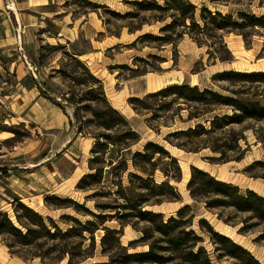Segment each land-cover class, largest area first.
I'll list each match as a JSON object with an SVG mask.
<instances>
[{
	"label": "rangeland",
	"instance_id": "1",
	"mask_svg": "<svg viewBox=\"0 0 264 264\" xmlns=\"http://www.w3.org/2000/svg\"><path fill=\"white\" fill-rule=\"evenodd\" d=\"M126 1L117 0L109 8L121 14L133 12L135 10L134 5ZM189 1L198 5V11L202 6H208L213 10L220 9L224 13L232 12L235 16H237L236 12L238 10L249 11L258 16L264 15V0H229L227 3H214L212 0ZM159 2L164 3L162 0H159ZM66 3L71 6L70 9L74 11L76 16L93 10L88 4L83 3V0H66ZM51 8L52 6L47 7L48 10H51ZM95 11L99 13L103 21L104 33L106 34H109L110 31H123L126 33L129 31V25L138 22L130 18L121 19L116 17L104 8H97ZM13 14L8 11L6 16H0V36L5 33V30L13 22L15 18ZM143 14H146V16L151 15L150 12ZM170 21L171 17L164 22L146 23L143 32L162 35L160 28ZM51 27V21L47 20L46 28L51 30ZM17 35L33 36L29 32L22 33L20 28ZM40 39L41 37H39ZM224 39L234 55L233 61L222 62L220 58H210L206 45L200 46L190 36L185 35L177 39V42L166 43L165 45L153 40L132 45L133 41L126 39L125 45L106 51L103 64L108 71L115 68L116 74L119 76V81L116 83L118 85L115 86L116 90L113 91L114 95L122 92V86H125L127 80L138 76L137 72L132 71L131 68H139L141 72L149 70L157 75L163 74L168 77L166 80L167 86L187 83L191 86H199L202 89L206 87L213 88L225 95H231L225 89L229 86V83L214 80L213 77L217 73L230 70L240 72L264 71V56H261L264 47V28H258V32L250 38L249 45L246 44L242 35L235 32L225 34ZM59 44L65 45L70 53L90 49L86 40H81L71 46L63 43L43 42L42 46L50 45L43 50V65L54 62L55 69L51 70L47 67V69H44L45 75L41 78L39 76L43 85L45 82L51 91L49 90V93H46L37 84L40 89L38 90L43 95L51 96L62 103L65 106L63 112L67 114L70 112V121L74 123V126L75 124L76 126L84 124L85 133L91 139V149L87 153L88 163L90 164V159L95 156L92 153L97 140L95 136H98L101 142H104V135L109 134L116 137L121 130L106 129L97 124L94 109L101 104L94 99H88L90 97H86L81 104L91 107L81 110L79 118L74 116L75 107L62 99L61 92H65L66 96H70L72 92L84 96L90 84L81 85L73 79L76 77L83 78V70L65 54L63 49L52 47ZM17 51L26 53L25 47H21ZM13 53V49L0 48V124L3 128L0 130V211L7 212L15 226L20 228L23 233L28 231L27 227L33 230L35 228L39 230V233L35 236L40 237H35L33 231L29 235L31 243L21 244L15 241L14 236L9 233L0 234V264H94L107 262L121 264L120 261L124 260L126 254L147 252L149 244L154 242V237L158 238L160 235L154 233L152 239H144L143 230L149 226V223L139 221L135 216L136 210L125 208L124 205L128 204V200H135L142 192H149L146 189H137L139 183L136 179H132L130 174L137 173L145 178L148 177L147 174L133 166L132 155L137 151L143 152L145 145L150 141L162 145L171 155L176 156L182 171L181 178H178L179 173L175 168V164L169 157H162L161 160L156 162V172L153 175L154 183L160 184L168 180L164 173V171H167L171 184L176 187V191L181 196L178 201L164 200L161 203H156V199H154L144 207L145 210L163 212L165 220H168L171 216L179 218L178 210L190 205L191 209L185 215V219L189 221L187 229L194 230L202 238L200 245L209 251L216 264H230L232 261L226 257L221 262L217 261L215 252L217 245L211 239L208 225L200 223L201 219H206L214 230L227 235L247 248L261 264H264V238L261 237L264 232V223L253 225L255 220H250L248 213H239L231 208H207L205 201L194 199L188 189L192 166L195 165L210 172L218 179L222 178L225 182L238 185L243 191L250 189L264 196V120H247L243 123H234L223 129H217L211 134H204L202 137L196 138L178 134V132L195 128L199 123L210 129L211 119L215 115H233V109L228 106H218L210 113L190 119V112L202 111L204 107L191 102L174 100V96L170 95L149 100L148 104L150 105L148 106L150 108L148 109L139 105L140 112L138 113L130 103V98L118 96L115 101L116 106L123 108L122 114L138 130L140 141L130 143V147L111 145L106 161L92 164L93 166L104 167V180L99 186L86 191L80 190L77 187L80 178L74 185L72 180L67 181L63 186V190L69 192L65 191L61 193V196L56 195L57 193H49L45 197L43 195L38 196L41 192L40 187L45 185L43 180L46 176L44 171L37 170V168L50 158V155L54 158L63 156L72 141L73 130L74 134L75 131L78 135L80 133H78L76 126L75 128L72 125L69 128L62 126L58 121V112H52L50 115L56 125L50 128L44 127L41 122L34 119L38 116L37 113H40V110L38 111L36 108V112H34L30 109L32 104L27 106L23 104L22 106L21 103H18L22 100L18 94L20 90L18 87H11L17 80V74L10 69L12 65L8 59ZM27 57H23L28 70L25 80L22 81L24 90L34 87L36 81L32 69L34 65H30V62H28L30 61L29 55ZM59 70L73 74V78H64ZM19 75L22 76L23 71ZM170 80L174 82L169 84ZM112 82H115L113 78ZM44 86L48 89L46 85ZM237 88L239 87H235V89ZM259 89H256V91L260 94L263 92L264 96V84ZM143 97L145 96L141 98ZM260 98L264 99L262 96ZM49 100L54 103L52 99L49 98ZM39 118L41 119L40 115ZM239 136L241 138L237 139ZM183 147L186 150L199 149V151L188 152ZM22 151L25 153H22ZM25 155L29 157L34 155L30 158L34 161V202L23 201L17 197L20 193V187L15 181V176H18L20 171L24 170L21 165L24 164L22 158ZM240 155H244L242 160L224 161L222 159L225 156L235 159ZM69 159L72 162L70 157ZM123 160L128 162V169H118L119 162ZM74 163L76 164L75 161ZM147 167L150 170L153 166L147 165ZM90 170V173L95 172L91 168ZM118 190H120V193H118ZM52 195L71 198L78 205L72 202H67L63 207L48 205L46 197ZM122 196H127L128 199ZM19 202L41 213L46 219L48 229L51 228V232L55 230L54 225L60 227L63 232L71 227L80 231H76L71 235L63 236L59 234L53 238L48 235L46 229H40L34 225V214L20 208ZM101 206L104 208H101ZM17 212L22 215L21 221L17 218ZM95 214L106 215L105 222H102ZM230 219L231 221L226 222ZM88 222H94L95 226L89 225V228L96 227L94 232L82 231L83 235H79L77 232H81L82 226ZM107 229L117 230L119 233H107ZM106 233L107 236L103 240ZM156 244L162 245L164 243L157 242ZM10 245L13 246L10 247ZM61 250H65V252L61 253ZM169 264L180 263L175 261Z\"/></svg>",
	"mask_w": 264,
	"mask_h": 264
},
{
	"label": "trees",
	"instance_id": "2",
	"mask_svg": "<svg viewBox=\"0 0 264 264\" xmlns=\"http://www.w3.org/2000/svg\"><path fill=\"white\" fill-rule=\"evenodd\" d=\"M162 1L164 2L163 4H161L159 0L126 1L129 4H133L135 10L125 14L116 13L107 5L93 3L89 0H83V3L88 4L93 9L104 8L107 12L121 19L130 18L134 19V21H138L136 24L128 26L130 32L142 30L146 23L153 24V21L164 22L171 17V21L160 28V32L163 33L162 35H156L151 32L141 34L134 41L133 45L150 40L159 41L162 45H165L166 43H175L177 42V39L188 35L200 46L206 45L208 47L207 52L210 55V58H220L222 62L233 61L234 59L232 51L225 42V34L232 32L240 34L243 36L246 44L249 45L250 38L253 34L258 32V28H264V15L258 16L249 11L238 10L236 12L237 16H235L232 12L224 13L220 9L213 10L208 6H202L200 11H198V5L190 2L189 0ZM212 1L214 3H227L229 0ZM148 12L151 13L150 16L143 14ZM110 33L120 35L121 32L110 31ZM47 46L41 47L39 58L40 65H43V50L47 48ZM52 47L54 49L57 47L63 49L65 54L73 59L84 73L83 78H73V74H69L64 70H59L64 78H73L81 85L90 84L88 85L84 96H79L76 92H72L70 96H66L65 92H61L62 99L66 100L68 104H72L75 107L74 116L79 118L81 110L91 107L89 105L81 104L85 101L86 97H90L88 99H94L101 104L98 108L94 109L97 124L106 129L121 130L116 137H112L109 134L104 135V142H101V139L98 136H95L97 137V140L94 148L92 149V153L95 156L90 159V168L95 170V172L85 174L77 184L78 189L86 191L103 183L105 176L104 167L93 166L92 164L96 162L104 163L106 161L107 154L110 151L111 145L130 147V143L138 142L141 138L138 130L131 124L130 120H128L109 102L103 82L91 72L87 64L76 57V55L67 51L65 45L59 44L58 46ZM261 56H264V47L261 52ZM144 61L147 62L146 60ZM131 69L132 71L137 72V75H141L146 71L141 72L139 68ZM213 79L228 82L229 86L225 89L228 90L231 95H225L221 92L215 91L213 88L206 87L202 89L199 86H191L187 83H183L169 85L157 92L149 93L143 98L131 97L129 101L134 110L138 113L140 112L139 105L148 109L150 108V106H148L150 105L148 104L149 100L157 99L160 96L168 97L170 95L174 96V100L191 102L204 107V110L202 109V111L198 110L196 112H190V119L200 117L205 113H210L218 106H228L233 109V115H215L211 119L210 129H207L203 124L199 123L195 128H189L186 131L178 132V134L194 136L196 138H200L204 134H211L217 129H223L227 125L234 123H243L247 120H264V99L260 98L261 96L262 98L264 97L263 92L260 94L256 91V89L260 90L259 88H261V85L264 84V71L240 72L230 70L217 73L214 75ZM35 84H37L36 81ZM44 85L47 86L45 82ZM235 87L239 88L235 89ZM48 90L51 91L49 87ZM48 97L62 109L65 108V106L55 100V98L51 96ZM71 125L73 126L74 123L71 122ZM76 127L78 133L86 135L83 123ZM2 129L3 128L0 124V130ZM240 138L241 137L239 136L237 139ZM185 151L197 152L199 149H185ZM162 157H169L171 159L179 173L178 178H181L182 171L178 158L171 155L165 147L158 143L150 141L145 145L143 152L137 151L132 155L133 166L137 170L147 174L148 177L145 178L137 173H131V178L138 181L139 184L137 189H146L149 192H142L135 200H128V204H125L124 207L136 210L135 216L139 219V221L149 223V226L143 230L144 239H152L154 237V233H158L160 237H154V242L149 244V250L147 252L126 254V257L124 260H121L120 263L129 264L135 262L137 264H169L179 261L180 264H216L209 251L204 246L200 245L202 238L197 235L194 230L187 229L189 221L185 219V215L186 212L191 209L190 205H186L178 210L177 213L179 218L171 216L168 220H165V214L163 212L145 210L144 207L151 203L154 199H156V203H161L164 200L178 201L181 196L180 193L176 191V187L171 184L167 171H164V173L168 177V180H165L160 184H156L153 181V175L156 172V162L161 160ZM243 158L244 155H240L235 159H231L227 156L222 157L224 161L242 160ZM147 165H152L153 167L148 170ZM117 167L118 169H128L129 165L126 160H123L119 162ZM188 189L194 199H203L207 208H231L239 213H248L249 219L255 220L253 225H262L264 223V196L253 190L247 189L243 191L238 185L218 179L210 172L195 165L192 166V175L188 183ZM118 193H120V190H118ZM122 197L128 199L127 196ZM67 202L77 204V202L71 198H63L55 195L46 197V203L48 205L63 207ZM19 207L27 212L33 213L34 225L40 229H46L48 235L53 238L59 234L64 236L80 231L71 227L66 232H63L60 227L54 225L55 230L51 232V228L48 229L45 222L46 219L41 213L20 202ZM101 208L104 207L101 206ZM95 215L100 218L102 222H105L107 218L104 214ZM17 218L19 221L22 220V215L19 212H17ZM220 218H222V216H220ZM49 220L52 221L51 218H49ZM229 221H231V219L226 220V222ZM200 223H206L208 225L211 239L217 245L215 247V252L218 262H221L222 259L226 257L232 261L230 264H261L251 251L235 242L227 235L214 230L206 219H201ZM89 225L95 226L94 222H88L86 225L82 226L81 232L77 233L79 235H83V232L85 231L93 233L96 227L89 228ZM27 229L28 231L23 233L20 228L15 226L7 212L0 211L1 235L9 233L14 236L15 241L18 243L30 244L29 235L34 231L35 236V234L39 233V230L35 228L33 230L30 227H27ZM109 232L119 233L117 230L107 229V233ZM107 233L103 240L106 238ZM35 237L40 236L36 235ZM261 237L264 238V232L261 234ZM157 242H162L164 244H156ZM11 246L13 245H10V247ZM64 252L65 250H61V253ZM94 264L112 263L107 262Z\"/></svg>",
	"mask_w": 264,
	"mask_h": 264
},
{
	"label": "crops",
	"instance_id": "3",
	"mask_svg": "<svg viewBox=\"0 0 264 264\" xmlns=\"http://www.w3.org/2000/svg\"><path fill=\"white\" fill-rule=\"evenodd\" d=\"M89 1L110 7L112 6V3L117 0ZM48 6H52L51 10L47 9ZM70 7L71 6L66 3V0H0V16H6V13L11 11L14 13L13 17H15L13 22H11V25L5 30V33L0 36V48L14 50V53L8 59L12 65L10 66V69L17 74V80L11 85V87H18L20 90L18 94L22 100L18 101V103H21L22 106L23 104L26 106L32 104L30 109L34 110V112H36V108L38 111L40 110V113H37L38 116L34 119L41 122L44 127H54L56 124H54L55 121L52 120L50 115L52 112H58V121L62 126L66 128L71 127L70 112L68 114L64 113L61 107L49 100L48 95L40 93L37 84L30 89H23L22 81L25 80L28 72L23 57L28 58L27 56L29 55L30 62L32 61L31 64L33 63L32 65H34V69L38 72L40 78L45 75V68L47 69L48 67L51 70L55 69L54 62L40 65V48L43 42L52 44L63 43L67 46H71L81 40L88 41L90 46L88 51L72 54L85 62L91 72L103 82L109 102L121 113L123 108L116 106V97H142L167 86V76H164L163 74L157 75L148 70L135 78L127 80L125 86H122V92L114 95L113 91L116 90L115 86L118 85L116 83L119 81V76L116 74L115 68L109 69L108 71L104 67L105 53L110 49L125 45V41H127L126 39L133 41L131 43L133 45L138 36L144 34V28L142 30H137L136 32L127 31L125 33L122 31L120 35L111 33L106 34L104 33L103 21L95 9L76 16ZM47 20H50L52 23L51 30L46 28ZM19 28L22 33L29 32L33 34V36H18L17 32ZM88 30L89 32H87ZM39 37H41L40 40ZM21 47H25L26 53L17 51ZM21 71H23L22 76L19 75ZM112 78L115 82H112ZM173 82L170 80L169 84H172ZM39 115L41 119L39 118ZM42 119L45 120L43 121ZM73 127L75 128L74 125ZM80 135H78L76 131L74 134L73 130L71 136L72 141L70 138L69 140L71 142L67 147V150L63 153L64 155L60 158H54L50 155V158L37 168V170L40 169L42 172L44 171L46 176L43 180L45 185L40 187L41 192L38 196L43 195L45 197L49 193H57L56 195L61 196V193L66 191L63 190V186L67 181L72 180L74 185L85 174L91 172L87 156V153L91 149V139L87 135ZM22 153L25 152L22 151ZM31 157H34V155ZM31 157L25 155L24 158H22L24 159L22 160L24 164L21 166L24 167V170H21L19 175L15 176V181L20 187V193L17 197L23 201L28 200L34 202L35 173L34 161L30 160ZM69 157L72 162H70ZM221 180L223 179L221 178Z\"/></svg>",
	"mask_w": 264,
	"mask_h": 264
},
{
	"label": "water",
	"instance_id": "4",
	"mask_svg": "<svg viewBox=\"0 0 264 264\" xmlns=\"http://www.w3.org/2000/svg\"><path fill=\"white\" fill-rule=\"evenodd\" d=\"M30 62V61H28ZM30 65L32 66L31 62H30ZM33 69V73L35 75V79H36V82L37 84L46 92V93H49V90L45 88V86L43 85V83L41 82L40 78H39V74L38 72L32 67Z\"/></svg>",
	"mask_w": 264,
	"mask_h": 264
}]
</instances>
